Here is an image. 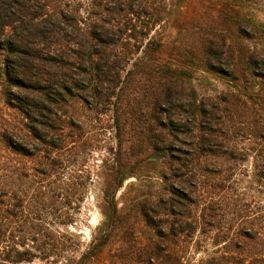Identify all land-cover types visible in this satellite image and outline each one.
Wrapping results in <instances>:
<instances>
[{"label":"rangeland","instance_id":"374dc122","mask_svg":"<svg viewBox=\"0 0 264 264\" xmlns=\"http://www.w3.org/2000/svg\"><path fill=\"white\" fill-rule=\"evenodd\" d=\"M36 1L80 16L97 9L94 0ZM257 2L243 5H252L251 13L264 19V1ZM233 4L168 0L173 13L164 32L168 44L155 60L178 68L173 77L184 92L181 104L187 105L190 97L195 106L207 101L205 105L217 106L215 146H199L206 130L197 126L171 139L167 120L158 130L168 135L170 152L147 146L141 135L150 120L144 105L150 82L160 73L141 69L136 58L120 73L112 103L96 105L89 92L72 91L53 107L49 119L26 118L9 98L0 73L6 250H29L34 255L29 264H138V257L144 264H168L166 258L173 264H264V135L254 136L264 129V79L249 71L235 77L226 68L208 70L190 54L174 50L196 49L210 31H223L227 42L235 43L229 19ZM3 57L0 50V66ZM207 116L203 125H208ZM221 152L231 157L217 158ZM125 173L129 176L116 185V177ZM170 186L187 191L190 198L182 202L180 193L174 197L172 208L182 222L173 238L170 222L178 217L167 208ZM147 201L152 202L150 224L141 213ZM158 201L161 206L153 210ZM167 249L172 257L166 256Z\"/></svg>","mask_w":264,"mask_h":264},{"label":"trees","instance_id":"16d2710c","mask_svg":"<svg viewBox=\"0 0 264 264\" xmlns=\"http://www.w3.org/2000/svg\"><path fill=\"white\" fill-rule=\"evenodd\" d=\"M233 1L229 19L236 38L235 43L227 42V36L223 31L218 34L210 31L201 38L200 46L196 49L190 50L188 47L181 49L177 46L174 50L180 54H190L192 59L202 62L208 70L226 68L230 73L236 74L235 77L249 71L252 75L264 79V19H257L251 13L253 9L251 6L260 2ZM247 1L252 3L249 8L243 5V2ZM94 2L93 5L97 9L92 8L85 12V16H80L75 10L53 11L47 3L36 0H0V50L4 55L0 73L8 86L9 98L17 101L26 118L32 120L35 116L49 119L48 116L55 114L53 107L59 105L66 96H71L72 91L89 92L96 105H109L118 86L120 73L129 60L136 58L138 61L136 65L141 69L155 75L160 73L159 76L154 75L151 80V91L144 105L150 120L143 131L141 130V135L145 138L147 146L155 151L170 152L168 135L171 139L177 138L179 134L187 135L191 128H195L194 126L199 130L200 128L206 130H202L203 134L201 132L199 135V146L202 149L205 146H215L213 142L216 139L212 126L213 124L215 126L217 106L213 105L214 103L205 105L208 101L195 106L190 97L187 105L181 104L184 92L178 78L173 77L178 68L155 61L156 56L162 53L168 44L164 32L166 23L173 16L172 9L168 7V0H94ZM153 32L155 34L151 35ZM243 38L252 42V45L244 43ZM139 54L141 56L136 57ZM166 72L168 76L163 74ZM197 114H200L199 119ZM207 115L210 117L208 125H203L202 118ZM165 120L169 125L168 135L158 130L159 127H165ZM252 120L254 122V116ZM43 126L50 128L47 124ZM33 130L35 134H39L37 130ZM45 131L48 132L46 129ZM259 132L260 130L256 131L254 136L261 139L264 129ZM45 144L52 146L50 143ZM20 150L16 151L20 153ZM216 156L224 159L231 157L228 152H221ZM115 161L117 164L118 161ZM171 171L175 169L171 167ZM115 175L118 176L116 173ZM127 176L129 174L125 173L119 175V178L116 177V185L122 183ZM181 177L182 174H178V178ZM163 178L166 179L164 176ZM176 193H180L182 202L183 200L189 202L190 199L187 191H178L170 186L166 199L167 208L174 218L178 217V220L172 219L170 222L171 238L181 232L175 226L178 227L182 222V216L179 211L172 208L175 203L174 197L178 196ZM7 194L6 185L2 181L0 264L4 262L29 264L34 258L29 250H6L7 209L3 207ZM150 203L152 202L147 201L141 205V213L148 224L151 223L148 208ZM161 204L162 202L158 201L153 210ZM154 253L159 254V249ZM10 254H14L12 260ZM167 254L168 257L174 255L170 249H167ZM137 261L138 264L141 262L144 264L140 257ZM166 262L173 264L167 258Z\"/></svg>","mask_w":264,"mask_h":264}]
</instances>
